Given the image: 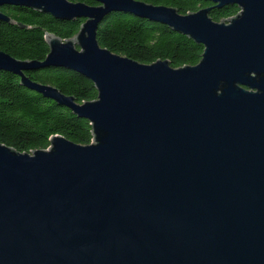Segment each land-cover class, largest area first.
I'll return each instance as SVG.
<instances>
[{
    "label": "water",
    "instance_id": "95a60500",
    "mask_svg": "<svg viewBox=\"0 0 264 264\" xmlns=\"http://www.w3.org/2000/svg\"><path fill=\"white\" fill-rule=\"evenodd\" d=\"M93 1L0 0L84 18L70 38L45 34L42 61L0 50V70L92 127L88 144L0 142V264H264V0H205L239 7L221 21L208 7ZM114 11L187 35L200 60L143 63L101 46ZM48 67L86 76L97 97L79 103L24 77Z\"/></svg>",
    "mask_w": 264,
    "mask_h": 264
},
{
    "label": "trees",
    "instance_id": "16d2710c",
    "mask_svg": "<svg viewBox=\"0 0 264 264\" xmlns=\"http://www.w3.org/2000/svg\"><path fill=\"white\" fill-rule=\"evenodd\" d=\"M82 1L90 5L93 0ZM156 5L172 6L179 13L209 8V16L221 21L236 15L239 7L227 4L217 7L205 0H141ZM0 11L14 22L0 20V50L21 60H44L49 51L46 33L63 39L76 34L84 18L65 20L25 6L4 5ZM98 43L112 52L143 63L166 59L173 67L198 63L203 45L171 27L144 18L114 11L97 28ZM29 82L48 84L76 102L93 100L97 90L86 76L65 67H48L24 71ZM62 135L67 139L88 144L92 127L87 119L73 114L29 87L11 72L0 70V142L17 151L31 152L49 146V138Z\"/></svg>",
    "mask_w": 264,
    "mask_h": 264
}]
</instances>
